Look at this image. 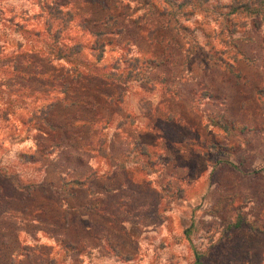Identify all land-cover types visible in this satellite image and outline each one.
Returning <instances> with one entry per match:
<instances>
[{
  "label": "rangeland",
  "instance_id": "1",
  "mask_svg": "<svg viewBox=\"0 0 264 264\" xmlns=\"http://www.w3.org/2000/svg\"><path fill=\"white\" fill-rule=\"evenodd\" d=\"M141 6L0 0V264H264V23Z\"/></svg>",
  "mask_w": 264,
  "mask_h": 264
},
{
  "label": "trees",
  "instance_id": "2",
  "mask_svg": "<svg viewBox=\"0 0 264 264\" xmlns=\"http://www.w3.org/2000/svg\"><path fill=\"white\" fill-rule=\"evenodd\" d=\"M142 3L143 8H145L146 13L155 15L158 13V16H174L177 17L183 9L190 7V14H195L198 12H204L205 15L217 14L226 18L227 20L219 21L218 26H215L214 33L219 37L220 42L223 46L222 48H216V46H211V52L209 57L221 65L226 66L230 71H233L235 63H237L242 58H246L242 50L239 48V45L236 43L234 34L240 27H246L249 24L248 18L260 19L258 22L255 19V23L263 24L264 23V0H231L227 4H221L220 0H134ZM141 17V16H140ZM108 18H112L109 16ZM182 29V24L178 27V31ZM225 32L227 36L224 37ZM155 33L154 30L151 31V34ZM195 44H198L197 41H194ZM194 42L187 49V55H191L194 51L193 47L195 46ZM201 47H204L201 46ZM229 47H234L235 52L231 54L233 61L228 60L224 55L229 52ZM247 59V58H246ZM207 60V58H206ZM128 71L126 76L129 80L139 79L140 73L134 72V68L138 65L139 58H130ZM148 63V61H147ZM257 95L260 99L262 105L264 106V86L257 89ZM75 185L74 187L84 183L79 180H74L68 182ZM196 264H204L200 261V258L197 257Z\"/></svg>",
  "mask_w": 264,
  "mask_h": 264
},
{
  "label": "crops",
  "instance_id": "3",
  "mask_svg": "<svg viewBox=\"0 0 264 264\" xmlns=\"http://www.w3.org/2000/svg\"><path fill=\"white\" fill-rule=\"evenodd\" d=\"M147 130H145V132H146ZM149 145V143H142V144H139L138 146L141 148V149H143L142 150V152L144 153V154H146V153H148L147 152V148L149 147L148 146ZM128 147H131L127 152L128 153H130V151L132 150V148H134L133 147V145H127ZM88 150H90L89 149V146L87 145H85L84 146V158H86L87 159V157H88V154H86L87 152H88ZM126 152V150H124V153L123 152H120L118 155H116V154H114V153H112L113 155H112V158H113V161L111 162L112 163V165L111 166H115V161H117L118 163H120V166H122V167H128L129 165L127 164V162H126V159H127V157H128V153ZM110 156H111V148H109L105 143H102V144H100V145H98L97 146V153H96V157L98 158V159H100V160H108L109 161V159H110ZM98 172V173H97ZM90 175H92V177L93 176H96L97 178H99V179H101L102 180V182H104V183H109V182H111L112 181V179L110 178V176H109V174L108 173H106L105 174V172L103 173V172H101V171H95V172H92V174H89V175H84V178L83 179H78L79 181H82L83 183H84V185L82 186L83 188H84V192H88L89 194H90V189H91V187H90V182H91V180H90V178H91V176ZM107 177L109 178V179H107ZM75 180V179H74ZM74 180H71V181H68V182H72V181H74ZM79 188H81V187H79ZM90 190V191H89Z\"/></svg>",
  "mask_w": 264,
  "mask_h": 264
}]
</instances>
